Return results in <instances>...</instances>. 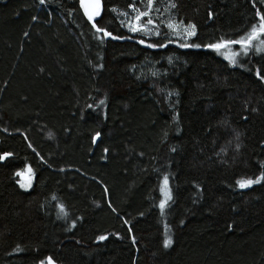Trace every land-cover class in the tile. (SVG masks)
I'll use <instances>...</instances> for the list:
<instances>
[{
    "label": "trees",
    "instance_id": "16d2710c",
    "mask_svg": "<svg viewBox=\"0 0 264 264\" xmlns=\"http://www.w3.org/2000/svg\"><path fill=\"white\" fill-rule=\"evenodd\" d=\"M130 3L101 0L111 39L80 0H0V264H264V179L237 185L264 175V54L206 47L264 0H154L147 35Z\"/></svg>",
    "mask_w": 264,
    "mask_h": 264
},
{
    "label": "snow or ice",
    "instance_id": "6c2138e0",
    "mask_svg": "<svg viewBox=\"0 0 264 264\" xmlns=\"http://www.w3.org/2000/svg\"><path fill=\"white\" fill-rule=\"evenodd\" d=\"M44 2H45V0H40L41 4H43ZM80 6H81V8H83L84 15L87 17L88 22L91 23L92 28H94L97 33H102L104 38L123 39L122 36L121 37L114 36L110 31H107L106 29H104L102 27H98L97 26L98 22H94V18L99 17L101 14L100 0H87V2H86V0H80ZM129 7L133 9V11L135 12V15L127 21L128 30L133 32V33L140 32L144 35H147L151 31L148 28V26L153 24V20L151 18H148V17H150L151 11L154 9V0H146L145 10H140L139 8H136L135 5L132 3L129 4ZM172 7H175V5L172 4ZM112 11L115 12L117 10L113 9ZM121 15L127 16L128 13L124 12V13H121ZM255 16L259 18L258 23H252L250 30L247 31L244 35L240 36L237 39L221 40L218 43L210 44V45H207L206 47L212 48V49L216 50L217 52H219L221 49L226 48L228 45H239L240 51L243 52L245 55H247L249 49L254 46V42L259 41V44L264 45V39H262V37H264V15H261L260 11H256ZM145 18H148V19L146 20V22H143L145 20ZM33 19H35V17H33ZM166 26L169 29L176 32L177 36L181 39H185L187 37H191V36H194L196 34L195 25H193L191 23H189L183 27V35H181V33L179 31L180 25L168 23ZM138 43L144 44L145 42H144V40H140V41H138ZM146 46L149 48H154V47H158V46L164 47L165 45H163V44L156 45V44L149 43ZM179 46L184 47V48L200 47V45H198V44L189 45L188 43H182ZM261 50H262L261 47H259L257 45L256 51L259 52ZM238 54L239 53H237V52H232L231 57L225 56V59H228L229 63L234 65L236 63L235 57ZM257 76L259 77V73H257ZM100 103L103 104L104 102L101 101ZM89 107H92V106L89 105ZM96 135L98 136L99 133H97ZM29 146L31 147V145H29ZM8 155H10V154H8V153L0 154V160L5 159V157ZM17 175H19V173H17ZM262 179H264V175L257 177L256 179L241 178V179L237 180V185L240 188H245V187L251 186L254 183L260 182V180H262ZM167 185H168V177L165 176L163 178V186L161 187V192L166 195L168 200H170L171 199L170 192L165 193V187ZM165 203H166V200H164V199H162L160 201L159 207L161 208V210L164 209ZM58 207H60V211L63 213L64 212L63 206L60 205ZM104 239H106V237H104V236L98 237V240H104ZM134 242L135 241L133 239V243ZM170 243H171V241L169 239L164 240V246L165 247H168V245ZM45 259L47 260V264H54L51 257H46ZM40 264H45V261L42 260L40 262Z\"/></svg>",
    "mask_w": 264,
    "mask_h": 264
},
{
    "label": "rangeland",
    "instance_id": "374dc122",
    "mask_svg": "<svg viewBox=\"0 0 264 264\" xmlns=\"http://www.w3.org/2000/svg\"><path fill=\"white\" fill-rule=\"evenodd\" d=\"M257 45L259 47H261V49H262L259 52L256 51V46ZM232 52H237L239 54L235 57L236 63L234 65L233 64H231V65H233V66H241V65H243L244 60L247 57L250 56L251 52H254L255 55H259V56L263 55L264 54V45L259 44V41L254 42V46L249 49L247 55H245L243 52L240 51V46H238L237 48H235V47L226 48L225 50L222 51V53L220 54V57L224 61H226V62L229 63V60L228 59H225V56L231 57V53ZM168 183H169V181H168ZM162 186H163V183H162ZM167 192H169V190H168L167 187H165V193H167ZM163 198H164V200H166V202L168 201V199H167V197H166L165 194H163Z\"/></svg>",
    "mask_w": 264,
    "mask_h": 264
},
{
    "label": "water",
    "instance_id": "95a60500",
    "mask_svg": "<svg viewBox=\"0 0 264 264\" xmlns=\"http://www.w3.org/2000/svg\"><path fill=\"white\" fill-rule=\"evenodd\" d=\"M87 2V0H86ZM100 4H101V0H100ZM22 179L24 180V182L28 181V175L26 173H23Z\"/></svg>",
    "mask_w": 264,
    "mask_h": 264
},
{
    "label": "bare ground",
    "instance_id": "6f19581e",
    "mask_svg": "<svg viewBox=\"0 0 264 264\" xmlns=\"http://www.w3.org/2000/svg\"><path fill=\"white\" fill-rule=\"evenodd\" d=\"M22 176H23V174L20 176V179H21L22 181H24V180L22 179Z\"/></svg>",
    "mask_w": 264,
    "mask_h": 264
}]
</instances>
